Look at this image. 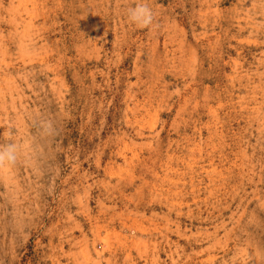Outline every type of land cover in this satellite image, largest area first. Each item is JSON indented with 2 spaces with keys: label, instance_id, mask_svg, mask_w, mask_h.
I'll list each match as a JSON object with an SVG mask.
<instances>
[{
  "label": "rangeland",
  "instance_id": "374dc122",
  "mask_svg": "<svg viewBox=\"0 0 264 264\" xmlns=\"http://www.w3.org/2000/svg\"><path fill=\"white\" fill-rule=\"evenodd\" d=\"M8 144L0 264H264V0H0Z\"/></svg>",
  "mask_w": 264,
  "mask_h": 264
},
{
  "label": "clouds",
  "instance_id": "9594fccd",
  "mask_svg": "<svg viewBox=\"0 0 264 264\" xmlns=\"http://www.w3.org/2000/svg\"><path fill=\"white\" fill-rule=\"evenodd\" d=\"M127 19L138 27H147L152 24L153 11L145 3H137L127 10ZM18 158V148L14 144L0 147V165L9 168L15 165Z\"/></svg>",
  "mask_w": 264,
  "mask_h": 264
}]
</instances>
